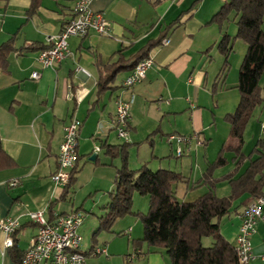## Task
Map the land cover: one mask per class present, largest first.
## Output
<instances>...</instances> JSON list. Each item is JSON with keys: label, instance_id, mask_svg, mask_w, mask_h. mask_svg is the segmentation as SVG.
Here are the masks:
<instances>
[{"label": "crops", "instance_id": "obj_1", "mask_svg": "<svg viewBox=\"0 0 264 264\" xmlns=\"http://www.w3.org/2000/svg\"><path fill=\"white\" fill-rule=\"evenodd\" d=\"M75 1L0 0V45L9 39L13 45L0 67V217L19 221L11 247H3L0 233V264H19L18 254L37 231L28 216L33 211H43L49 221L71 211L82 213L80 250L87 253L102 247L107 252L87 255V264H169L163 249L137 243L142 227L135 218H119L122 226H115L117 220L108 230L94 234L107 212L121 166L120 158L108 155L106 147L125 144L129 169L146 164L154 171L180 174L183 181L174 185L175 196L180 190L182 198L191 195L194 199L208 190L200 180L207 165L221 154L223 163L212 172L213 191L219 197L227 196L231 187L223 176L242 173L257 156L256 141L264 142L259 126L264 119V73L259 80L262 102L254 108L236 154L229 147L234 140L225 117L239 102L238 71L246 44L233 39L228 69L220 78L224 58L216 47L222 34L235 36L236 26L228 23H235L234 18L219 26L212 17L226 0H90L91 9L110 23L109 34L70 36L68 56L54 67L42 68L35 57L72 15ZM163 34L148 52L153 64L139 83L123 89L122 81L130 72L123 70L112 89L98 93L97 62L106 65L119 58L126 62L146 41ZM163 39L167 40L164 44ZM34 70L40 72L38 79L30 77ZM117 95L132 98L127 142L112 127ZM71 117L80 120L77 161L63 198L65 186H55L50 176L57 168L63 127ZM171 133L196 138L177 157L175 144L167 140ZM196 139L203 144L198 145ZM228 139L231 142L226 143ZM248 144L251 147L245 152ZM93 153L95 159L90 160ZM252 199L243 192L218 219L219 233L231 245L237 236L239 213ZM251 253L247 264H264L259 258L264 254V218L251 238ZM131 254L136 256L127 260Z\"/></svg>", "mask_w": 264, "mask_h": 264}, {"label": "trees", "instance_id": "obj_2", "mask_svg": "<svg viewBox=\"0 0 264 264\" xmlns=\"http://www.w3.org/2000/svg\"><path fill=\"white\" fill-rule=\"evenodd\" d=\"M232 18L235 19V36L222 34L216 48L224 58L219 72L221 78L228 69V55L232 49L233 39L239 38L246 44V51L238 71L239 102L234 112L225 117L230 127V137L234 140V144L229 147L239 154L244 128L254 108L262 102L259 80L264 73V29H262L264 0H226L213 15L212 21L222 26L223 22ZM164 37L165 34L146 41L126 62L121 58L106 65L97 62L98 93L112 89L117 74L123 70H131L139 60L147 57L150 49ZM12 48L11 39L0 45V67L5 65ZM262 147L264 142L257 140L254 147L257 156L250 159L242 173L236 176L234 173L223 176L231 187L229 195L219 197L213 191L212 172L223 163L220 154L214 162L207 165L200 180L201 184L208 186V190L191 201H179L173 187L183 181L180 174L166 169L154 171L146 164L135 170L129 169L126 145L107 146L106 153L111 157L118 156L121 166L117 169L115 189L106 205L107 212L100 217L94 234L100 230H108L118 218L133 213L140 217L142 223V237L137 243H145L150 248L163 249L168 256L169 264H239L234 246L219 233L218 219L229 212L233 200L243 192L248 193L253 199L262 195L261 191L264 188V151L260 150ZM1 155L3 151L0 143ZM72 179L71 174L68 184L64 187L63 198L69 192ZM134 193L147 195L149 207L146 213L132 211ZM204 237L212 239L210 246H203ZM22 254L23 252L18 254L19 264Z\"/></svg>", "mask_w": 264, "mask_h": 264}, {"label": "built area", "instance_id": "obj_3", "mask_svg": "<svg viewBox=\"0 0 264 264\" xmlns=\"http://www.w3.org/2000/svg\"><path fill=\"white\" fill-rule=\"evenodd\" d=\"M110 23L99 11L90 7V0H76L72 8V15L63 21L59 31L47 38V47L35 57L42 68L54 67L69 54L68 38L70 36L85 37L89 32L108 35ZM166 39L162 43H166ZM153 60L147 56L139 60L122 81V88L130 90L146 75ZM30 77L38 79L40 72L34 70ZM78 93V92H77ZM132 98L115 97V113L112 127L116 135L123 141H128V123L131 118ZM260 130L264 132V119L260 122ZM80 120L71 117L63 127V138L57 154V168L50 178L55 186L64 187L68 184L71 172L77 161V147ZM195 136L168 134L167 140L175 144V155L181 156L184 146L188 145ZM198 145L203 142L196 139ZM99 147L95 146V151ZM12 182V184H14ZM30 219L37 224V231L29 240L23 251L20 264H87L86 256L107 255L106 249L95 247L87 253L80 250L82 236L78 228L83 220V214L71 211L47 220L43 211L29 212ZM264 218V194L248 202L239 213L240 224L235 238L234 248L239 264H247L251 258V238L256 232L258 222ZM19 226V221L12 217H0V233L4 235L2 245L5 248L13 245V234ZM131 254L127 260L135 257ZM259 258L264 260V254Z\"/></svg>", "mask_w": 264, "mask_h": 264}, {"label": "rangeland", "instance_id": "obj_4", "mask_svg": "<svg viewBox=\"0 0 264 264\" xmlns=\"http://www.w3.org/2000/svg\"><path fill=\"white\" fill-rule=\"evenodd\" d=\"M229 24H234L235 25V23L234 22H232V21H230V22H228ZM262 29H264V26H262ZM241 40V39H240ZM243 42V41H242ZM231 139V138H230ZM230 139H228L227 141H226V143H228V142H231V140ZM249 147H251V145L250 144H248V145H246L245 147H244V150H245V152H247L250 148ZM181 194V192H180V190H179V192H177V195H176V198L180 201V199H184L185 201H191L192 199H194V197L195 196H193V198H192V196L190 195V196H188V197H186V198H182V196L180 195ZM148 207H149V199H148V197H147V195H142V194H139V193H134L133 194V196H132V211L133 212H135V213H146L147 212V210H148ZM130 216H132V217H130ZM120 218H122V220H132L133 221V219L135 218L137 221H139V223H140V226L142 227V223H141V219H140V217L139 216H137V215H135V214H133V213H130V214H126V215H124L123 217H120ZM124 218V219H123ZM118 220V221H117ZM116 221V225L115 226H118V227H120V226H122V225H120V223H119V218L117 219ZM121 220V219H120ZM121 222V221H120ZM125 221H123V223H124ZM211 242H212V239L211 238H209V237H204L203 239H202V243H203V246H210L211 245Z\"/></svg>", "mask_w": 264, "mask_h": 264}, {"label": "water", "instance_id": "obj_5", "mask_svg": "<svg viewBox=\"0 0 264 264\" xmlns=\"http://www.w3.org/2000/svg\"><path fill=\"white\" fill-rule=\"evenodd\" d=\"M95 155H96V154H95V153H93V154L90 156V158H89V159H90V160H94V159H95Z\"/></svg>", "mask_w": 264, "mask_h": 264}]
</instances>
